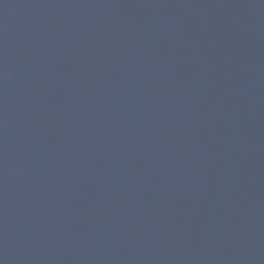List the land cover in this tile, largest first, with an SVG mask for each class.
<instances>
[{"label": "water", "instance_id": "water-1", "mask_svg": "<svg viewBox=\"0 0 264 264\" xmlns=\"http://www.w3.org/2000/svg\"><path fill=\"white\" fill-rule=\"evenodd\" d=\"M0 264H264V0H0Z\"/></svg>", "mask_w": 264, "mask_h": 264}]
</instances>
